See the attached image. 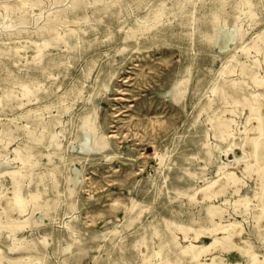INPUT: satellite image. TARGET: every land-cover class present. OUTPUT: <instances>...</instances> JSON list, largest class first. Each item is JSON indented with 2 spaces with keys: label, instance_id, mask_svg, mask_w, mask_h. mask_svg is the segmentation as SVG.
Returning a JSON list of instances; mask_svg holds the SVG:
<instances>
[{
  "label": "rangeland",
  "instance_id": "1",
  "mask_svg": "<svg viewBox=\"0 0 264 264\" xmlns=\"http://www.w3.org/2000/svg\"><path fill=\"white\" fill-rule=\"evenodd\" d=\"M256 113L264 0H0V264L264 261Z\"/></svg>",
  "mask_w": 264,
  "mask_h": 264
},
{
  "label": "bare ground",
  "instance_id": "2",
  "mask_svg": "<svg viewBox=\"0 0 264 264\" xmlns=\"http://www.w3.org/2000/svg\"><path fill=\"white\" fill-rule=\"evenodd\" d=\"M165 10H166V8L164 6L159 7L154 12V17L156 19H160L162 17V15L164 14ZM236 31L237 30L234 29V30L223 32V33L215 34L212 37V41L214 43H216L218 46L224 48V47H226V45L231 40H233L235 38ZM256 81L260 82L259 79H256ZM26 90H28V89L26 88ZM169 94H170L172 99L178 98V93H177L176 88H173L169 92ZM260 106H261V103H260V101H258L254 105H252V109L258 110L260 108ZM255 118H257L259 121L260 120L261 121L259 122V125L257 127L256 134L253 136H249L247 139V142L251 143L250 153L255 156V159L257 161L262 163V162H264V120L262 121V118L260 117L259 113L255 114ZM216 127L220 128L221 136L223 138H227L232 133V127H231V121L230 120L220 121L216 124ZM92 132H93L92 129H90L88 126H86V128L84 130V138H83L82 143L80 144V146H81L80 148L82 150H96V149H101L102 147L105 146V142L102 139H99L94 143L91 142L90 136H91ZM248 170H250L249 165L245 164V171H248ZM260 176L264 178V171L261 172ZM239 180H240V178L238 176H236L233 172H228L222 178V181L220 182L218 188H214V185L216 182H212V183L208 184L207 186L203 187L202 191L204 192L205 197H213V196L217 195L219 192L224 191L227 183H231L235 186L239 182ZM18 184H19V182L16 183V187H15V192H16L15 202L13 204H10L7 207L8 213L14 208H18L20 210V212H22L24 210L25 202L19 195ZM215 211L216 210H214V209L211 210L212 213H214ZM260 218H261V216L259 215L257 218V221L260 220ZM179 227L184 229V230H186V228H187V226H184V225H181ZM225 231H226V234L223 237H221V239L215 237L213 242L209 245L204 246L203 249L204 250L209 249L211 247V245L212 246L216 245L220 241L231 243L235 239V236L240 234L239 229L236 228V225H234L233 223L229 224L228 227H226ZM252 260L255 264H264V261L259 260L258 255L255 253H252Z\"/></svg>",
  "mask_w": 264,
  "mask_h": 264
}]
</instances>
